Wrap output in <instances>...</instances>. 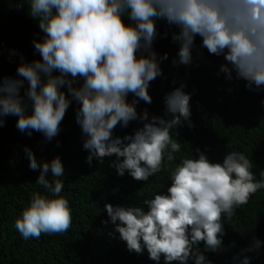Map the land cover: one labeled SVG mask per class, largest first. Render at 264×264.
<instances>
[{
	"label": "clouds",
	"instance_id": "clouds-1",
	"mask_svg": "<svg viewBox=\"0 0 264 264\" xmlns=\"http://www.w3.org/2000/svg\"><path fill=\"white\" fill-rule=\"evenodd\" d=\"M15 7H26L42 35L32 40L39 58L27 61L9 50L19 55V62L15 76L0 77V123L15 116L18 130L39 132L50 141L75 101L86 162L114 155L111 166L120 176L127 172L147 181L161 170L162 161L172 162L173 154L181 151L170 131L184 122L191 125V94L184 91V83L164 95L163 116L149 117L147 109L137 112L138 101L151 103L149 84L161 76V62L167 59V53L158 54L152 47L160 35L157 21L176 29L171 32L178 44L173 66L193 62L198 36L201 48L223 57L218 72L225 79H242L249 89L264 87V0H17ZM130 121L142 126L113 136L117 124L126 127ZM24 151L28 167L39 170L35 183L44 193H32L15 219V229L24 239L63 233L72 218L61 195V159L38 162L31 149ZM195 153L172 167L166 194L155 192L144 199L147 210L104 204L108 220L102 223L113 225L129 252L146 251L157 264L161 257L164 264H188L190 259L212 264L197 245L202 241L205 251L221 248L223 220L264 189V170L256 179L253 162L243 152L226 151L218 162L199 148ZM261 243L253 236L240 252L259 250ZM233 259L250 264L247 255Z\"/></svg>",
	"mask_w": 264,
	"mask_h": 264
},
{
	"label": "trees",
	"instance_id": "trees-1",
	"mask_svg": "<svg viewBox=\"0 0 264 264\" xmlns=\"http://www.w3.org/2000/svg\"><path fill=\"white\" fill-rule=\"evenodd\" d=\"M17 0H0V77L15 76L19 55L30 61L39 58L32 47L33 38L42 33L26 7H15ZM160 35L152 47L158 54L167 53L161 62L162 74L150 82L148 91L151 103L138 101L139 113L147 109L151 115H164L163 97L184 83V91L191 94V125L187 122L170 131L181 144L172 162L162 161L161 170L147 181L135 180L125 172L117 175L111 162L115 156L103 161L93 158L86 162L88 151L82 147L83 136L75 121L79 105L72 101L59 125V132L46 140L36 131L21 132L16 117L9 115L0 123V264H157L147 252L137 254L126 249V244L113 231L104 204L113 206H141L155 192L165 193L171 183L169 173L182 157L195 155V149L204 152L210 161H220L226 151H241L253 162L251 171L256 179L264 170V87L247 88L242 79L227 80L219 73L223 57L209 54L200 47V38L194 40L193 62L187 66L171 64L178 44L171 40L174 27L165 21L156 24ZM168 35L164 36L163 33ZM200 53L198 56L197 53ZM80 81H77V86ZM23 91V90H22ZM67 94V93H66ZM127 99H133L129 94ZM140 121H130L126 127L119 124L113 136L131 134ZM31 149L37 161H50L59 156L64 167L61 195L71 211L72 222L63 233L41 234L39 239L21 237L15 229V219L30 201L34 191L44 193L35 183L39 170H31L25 148ZM51 179V173L47 174ZM223 220V214H222ZM222 246L205 251L201 241L197 247L212 264H237L242 255L250 257V264H264V189L250 195L230 219L223 220ZM261 240L259 250L240 252L252 237ZM159 264H164L163 257ZM170 264H178L173 261ZM188 264H193L190 259Z\"/></svg>",
	"mask_w": 264,
	"mask_h": 264
}]
</instances>
